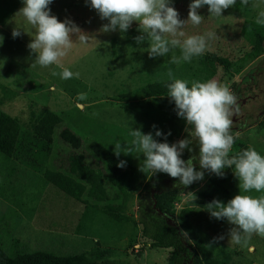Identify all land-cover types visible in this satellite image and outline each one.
I'll return each mask as SVG.
<instances>
[{
  "label": "rangeland",
  "instance_id": "obj_1",
  "mask_svg": "<svg viewBox=\"0 0 264 264\" xmlns=\"http://www.w3.org/2000/svg\"><path fill=\"white\" fill-rule=\"evenodd\" d=\"M10 3L16 5L17 9L22 7V0L17 2L12 0ZM69 3V0H52L49 8L51 14L59 20H69L87 35V40L81 42L79 36L73 33L71 48L67 50L65 56L60 58V62L74 73L73 78L65 80L59 75L53 76L52 71L60 72L55 65L45 68L34 63L35 53L27 47L32 39L28 33H33L34 29L27 24L19 12L4 25L7 30H0V39H2L0 83L13 90L21 91L24 87L34 89L27 90L19 98L13 99L14 102L5 103L4 108L12 115L26 117L29 111L28 100L34 99L38 101L41 108L63 111L64 121L56 128L54 145L62 149L64 154H67L71 148L67 150L59 132L62 128L70 126L81 135L84 141L82 151L88 155L90 161L95 160L90 144L98 140L112 147L114 143H121L124 151L128 152L121 154L128 162L140 165L143 154L138 152L131 144V139L126 136H131V129L136 128L145 133L151 131L153 134L156 128H168L175 131L168 125V120H171L176 113L174 102L169 97H163L157 99L154 108L134 109L133 112H127L110 98L121 93H136L150 83L170 80L171 77L186 79L189 82L215 79L227 85L232 91L234 81H241L242 76L251 68H255L261 60L264 62V57L252 62L241 74L235 75L233 80H230V72L216 66V61H214L215 65L203 60V55L214 51L213 47L215 48L216 44L220 45L221 40H227V33L234 35L238 17L256 18L257 12L264 9V0H248L247 4H241L240 0H237L234 6L223 10L222 16L219 17L210 15L206 6L198 9L199 14L202 15L201 23L193 25L190 21H186L180 31L184 32L185 37L205 35L209 32L214 33V36L206 41V49L202 55L193 57L191 62L179 65L170 62L171 56L180 55L178 48L172 49L167 56L153 58L146 50L147 38L139 45L136 43L135 37L141 34L138 30V22L133 21L124 33L119 30L104 32L102 25L107 24L108 21L101 19L87 0L80 5L71 6L67 11L65 7H68ZM189 3L190 0H172V6L178 11L181 20H186L188 17ZM16 26H22L24 31L21 29V35L13 38L12 30ZM215 28L220 29L218 34ZM223 33L226 37L221 35ZM177 38L182 40L184 37ZM262 69L263 71L258 73L259 88L248 93L252 99L243 106V114H234L231 117V128L235 130L236 135L264 154V128L259 125L264 119V63ZM76 73L79 74L78 77ZM43 77H46V82L55 83L51 88L52 92L43 85L44 82L41 80ZM76 79L82 81L81 85L76 83ZM63 82L69 83L73 89H78V94L72 96L73 94L70 93L69 95L66 87L61 84ZM83 84H86V90H83ZM44 91L47 94L41 95ZM253 93L260 94L258 98H253ZM81 95L85 99L80 100ZM80 109H82L81 113H79ZM242 115L243 118L251 119L245 123L246 125L239 127L243 121L237 117ZM178 121L179 126L185 122L183 119ZM187 127L189 126L185 123L177 140L188 136ZM2 159L0 157V239L4 241V245L10 252L14 245H19L28 251L41 249L58 255L81 253L93 247L94 240H99L104 245H115L118 252L127 251L128 254L122 260L123 264H169L170 250L148 246L141 253L138 245L133 246L132 233L128 231L130 227H126L128 230H124L122 237L115 236L114 222H111L103 213L94 214L96 221L85 222L82 228L76 230L79 219L87 210L83 205L71 201L65 193L48 183L41 173L17 162H12L13 166L7 167ZM194 166L199 165L194 162ZM175 181V178L169 176L166 178L165 185L170 187ZM238 183V179L233 174L230 186L235 194L239 192ZM163 185L164 183L159 184L161 187ZM109 192L113 197L114 190L109 189ZM252 194L264 195V193L256 192ZM144 196L148 203L147 208L143 205L144 209L151 210L150 196L146 194ZM194 197L195 190L190 193L188 190L181 191V199L176 202L177 208ZM140 209V198L129 202L130 213L138 216L141 213ZM191 223L195 237H190L191 242L198 241L214 251H220V256L228 259L232 264H264V236L253 234L248 246L235 245L228 237V232L233 225L226 219L222 221L211 217L209 212L198 207L195 209ZM220 235H223L224 239H217Z\"/></svg>",
  "mask_w": 264,
  "mask_h": 264
},
{
  "label": "trees",
  "instance_id": "obj_2",
  "mask_svg": "<svg viewBox=\"0 0 264 264\" xmlns=\"http://www.w3.org/2000/svg\"><path fill=\"white\" fill-rule=\"evenodd\" d=\"M2 13H0V21L6 18ZM254 19L253 16L238 17L234 35L227 33L226 37L224 33L221 34L227 40H221L222 44H216L215 48L213 47L214 51L203 55L204 62L215 64L216 61L217 65H215L230 72V80H233V77L241 74L249 64L263 58L264 24H257ZM219 30L215 28L217 34ZM263 63L261 60L255 68H251L242 76L241 81L233 82L232 93L236 97V104L232 109L233 115L243 114V106L252 99L248 93L259 88L258 73L263 71ZM45 79V77L41 79L43 85L52 92L50 87L53 86V81L49 83ZM81 82L76 79L77 84ZM169 82L170 80L153 82L136 93H121L110 99L120 104L127 112H133L134 109H151L155 107L157 99L168 97ZM66 83L61 84L64 86ZM86 87V84H83V90H86ZM27 90L34 89L24 87L21 91L13 90L0 83V157L7 167H12V162H17L41 173L48 183L65 193L71 201L83 205L87 210L79 219L76 230L82 228L85 222L96 221L94 214L103 213L114 222L115 236L122 237L124 230H128L126 227H130L128 231L132 233L133 246L138 245L141 253L148 246L167 248L170 250L169 264H232L228 259L220 256V251H214L198 241L193 243L190 240V237H194L191 220L195 209L198 207L209 212L207 210L209 202L214 199L227 202L235 195L230 186L234 174L230 168L224 169L223 175L204 170L202 180L186 187L183 185L175 187L174 184L178 183V178H175L176 181L169 187L165 185L166 178L169 177L166 173L153 174L149 170L141 171L139 165L128 162L123 154L119 157L115 156L112 146L98 140L90 144L95 158L94 161H90L88 155L82 151L84 141L81 135L70 126L62 128L59 132L67 150L71 148L67 154H64L62 149L54 145L56 128L64 121L63 111L41 108L34 99L28 100L29 111L26 117L12 115L4 108L5 103L19 98ZM66 91L69 95L73 94L72 96L79 92L78 89H66ZM46 94L44 91L41 95ZM259 94L253 93V98H258ZM81 112L82 109L79 110V113ZM173 115L171 120H168V125L175 131L168 128L160 129L164 133L170 131L171 134L167 136L169 143L177 141L185 124L183 122L179 126L178 120L181 121L182 118L177 119L176 113ZM237 119L243 121L239 125L242 127L251 118H243L242 115ZM259 125L264 128V119ZM229 131L234 136L230 155L252 146L236 135L233 128L230 127ZM126 138L132 140L131 136ZM155 138L163 139V137ZM191 147L192 152L185 149L182 154L183 159L198 156L199 147L195 140ZM118 160L126 161V165L118 167ZM194 162L198 164V161ZM160 183H164L163 187L159 186ZM109 189L114 190L113 197L110 196ZM183 190H188L189 193L195 190V197L177 208L176 202L181 199ZM144 194L150 196L151 210L144 209V206H148ZM138 198H140L141 213L135 216L128 211V207L129 202H134ZM93 244V247L81 253L58 255L41 249L28 251L19 245H14L10 252L4 241L0 239V264H123L122 260L128 254L127 251L118 252L115 245H104L99 240H94Z\"/></svg>",
  "mask_w": 264,
  "mask_h": 264
},
{
  "label": "clouds",
  "instance_id": "obj_3",
  "mask_svg": "<svg viewBox=\"0 0 264 264\" xmlns=\"http://www.w3.org/2000/svg\"><path fill=\"white\" fill-rule=\"evenodd\" d=\"M51 2L52 0H22V7L18 12L34 29L33 33L27 32L32 37L27 47L35 53L34 63L45 68L55 65L60 72L52 71L51 74L66 80L72 78L74 73L60 62V58L71 48L73 33L79 36L81 42L87 40V35L69 20H59L51 14ZM87 2L98 12L101 19L108 21L102 25V31L119 30L124 33L136 21L141 33L135 37L136 43L139 45L147 38L146 50L153 58L167 56L172 49L178 48L180 55L171 56L170 62L179 65L202 55L206 49V41L214 36V33L209 32L185 37L184 32L180 31L185 22L199 25L202 15L198 9L204 6H207L210 15L222 16L223 10L234 6L237 0H190L186 20L179 18L178 11L172 6V0ZM240 3L247 4L248 0H240ZM255 23L264 24V9L257 12ZM21 29L24 31L22 26H16L12 30L13 38L21 35ZM177 37L184 38L181 40ZM75 75L78 77L79 74ZM169 76L171 77V73ZM167 96L174 102L177 116L189 126L186 128L188 136L169 143L167 136L171 134L170 131L164 133L156 128L153 134L151 131L142 132L139 128L131 129V144L143 154L140 170H149L153 174L166 173L172 178H178L175 187H186L202 180L204 170L223 175V170L230 168L238 179L239 192L227 202L214 199L208 203L207 210L211 217L217 220L226 219L233 225L228 232L231 243L241 247L248 246L253 234L264 236V195L252 194L264 193V154L249 146L230 155L234 136L229 130L236 97L227 85L215 79L189 82L175 77H171L167 84ZM79 99L83 100L85 97L81 95ZM154 136L163 139L158 140ZM193 140L199 147L198 156H190L185 160L182 154L185 149L192 152ZM113 153L119 157L121 153L128 152L124 151L121 143H114ZM194 161H198L199 168L194 166ZM125 165L126 161L118 160V167ZM217 239L222 240L224 236L220 235ZM251 250L249 247V251Z\"/></svg>",
  "mask_w": 264,
  "mask_h": 264
},
{
  "label": "crops",
  "instance_id": "obj_4",
  "mask_svg": "<svg viewBox=\"0 0 264 264\" xmlns=\"http://www.w3.org/2000/svg\"><path fill=\"white\" fill-rule=\"evenodd\" d=\"M11 1L12 0H0V5L2 6L0 8H1V11H3V13L2 12H0V13L6 15V18L3 21H0V29L1 30H7L4 25L8 24L13 19V15L18 14L19 9H17L16 5L14 6L13 4H11L10 3ZM14 1L17 2L19 0H14ZM69 1H70V3H69L70 5L68 7L67 6L65 7V9H67V11H69L71 6L77 5V4L80 5L84 0H69ZM54 85H55V83L53 84V86ZM53 86H51L50 88H52ZM64 86L66 87V89H69V90L73 89L69 83H66Z\"/></svg>",
  "mask_w": 264,
  "mask_h": 264
}]
</instances>
